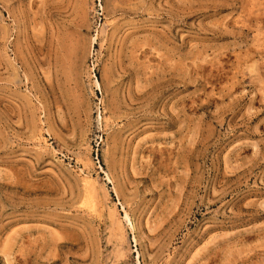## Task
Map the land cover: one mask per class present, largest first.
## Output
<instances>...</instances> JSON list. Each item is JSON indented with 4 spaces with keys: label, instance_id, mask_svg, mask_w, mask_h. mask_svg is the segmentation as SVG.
<instances>
[{
    "label": "rangeland",
    "instance_id": "374dc122",
    "mask_svg": "<svg viewBox=\"0 0 264 264\" xmlns=\"http://www.w3.org/2000/svg\"><path fill=\"white\" fill-rule=\"evenodd\" d=\"M0 264H264V0H0Z\"/></svg>",
    "mask_w": 264,
    "mask_h": 264
},
{
    "label": "bare ground",
    "instance_id": "6f19581e",
    "mask_svg": "<svg viewBox=\"0 0 264 264\" xmlns=\"http://www.w3.org/2000/svg\"><path fill=\"white\" fill-rule=\"evenodd\" d=\"M116 8V7H115ZM82 23V22H81ZM83 26V25H82ZM80 30V29H79Z\"/></svg>",
    "mask_w": 264,
    "mask_h": 264
}]
</instances>
